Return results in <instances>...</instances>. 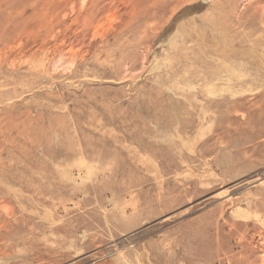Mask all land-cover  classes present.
I'll return each mask as SVG.
<instances>
[{"label": "rangeland", "instance_id": "1", "mask_svg": "<svg viewBox=\"0 0 264 264\" xmlns=\"http://www.w3.org/2000/svg\"><path fill=\"white\" fill-rule=\"evenodd\" d=\"M0 264H264V0H0Z\"/></svg>", "mask_w": 264, "mask_h": 264}]
</instances>
